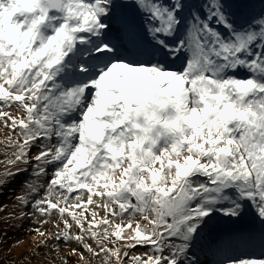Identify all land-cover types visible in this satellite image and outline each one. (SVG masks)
Wrapping results in <instances>:
<instances>
[{"label": "snow or ice", "instance_id": "6c2138e0", "mask_svg": "<svg viewBox=\"0 0 264 264\" xmlns=\"http://www.w3.org/2000/svg\"><path fill=\"white\" fill-rule=\"evenodd\" d=\"M0 134L10 219L77 264H202L243 220L220 264H264V0H0Z\"/></svg>", "mask_w": 264, "mask_h": 264}, {"label": "rangeland", "instance_id": "374dc122", "mask_svg": "<svg viewBox=\"0 0 264 264\" xmlns=\"http://www.w3.org/2000/svg\"><path fill=\"white\" fill-rule=\"evenodd\" d=\"M3 159L4 157L0 155V160ZM3 170V167L0 166V171ZM23 178V183L14 181L0 188V205L6 206L0 210V250L3 253L0 257V264H5V262L7 264H61L62 258L67 261V264H77L78 258L70 254L71 247H75V244L66 247L61 243L60 251L57 253L52 250L51 245L48 248L43 247L41 241L44 238L31 231L33 228L40 227L39 223H33L29 219L23 221L10 219L19 213V202L16 198L24 194L25 182L30 180L28 176L23 175ZM252 228L253 226L248 220L239 223L221 221L197 247V255L202 264H220L227 254L235 251L243 253ZM222 229L227 232L232 230V235L226 239L217 237L218 232ZM42 230L51 235L55 228L52 225H44ZM206 239L210 243H205ZM256 248L248 249V251L254 253ZM144 250L138 249L137 254ZM199 252L202 255H199Z\"/></svg>", "mask_w": 264, "mask_h": 264}, {"label": "trees", "instance_id": "16d2710c", "mask_svg": "<svg viewBox=\"0 0 264 264\" xmlns=\"http://www.w3.org/2000/svg\"><path fill=\"white\" fill-rule=\"evenodd\" d=\"M5 137L3 135H0V140H3ZM15 181L19 182V183H23L24 182V178L23 175L18 177Z\"/></svg>", "mask_w": 264, "mask_h": 264}, {"label": "bare ground", "instance_id": "6f19581e", "mask_svg": "<svg viewBox=\"0 0 264 264\" xmlns=\"http://www.w3.org/2000/svg\"><path fill=\"white\" fill-rule=\"evenodd\" d=\"M259 249H260V253H259V255H261L263 252L261 251V248L259 247Z\"/></svg>", "mask_w": 264, "mask_h": 264}]
</instances>
